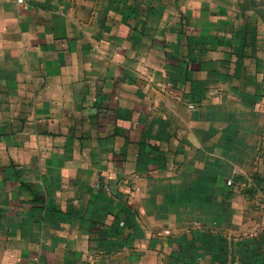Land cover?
<instances>
[{"label":"crops","instance_id":"crops-1","mask_svg":"<svg viewBox=\"0 0 264 264\" xmlns=\"http://www.w3.org/2000/svg\"><path fill=\"white\" fill-rule=\"evenodd\" d=\"M0 264H264V0H0Z\"/></svg>","mask_w":264,"mask_h":264},{"label":"built area","instance_id":"built-area-1","mask_svg":"<svg viewBox=\"0 0 264 264\" xmlns=\"http://www.w3.org/2000/svg\"><path fill=\"white\" fill-rule=\"evenodd\" d=\"M24 0H17V2H19V3H21V2H23ZM190 107H192V106H190ZM228 183H230V181H228Z\"/></svg>","mask_w":264,"mask_h":264}]
</instances>
